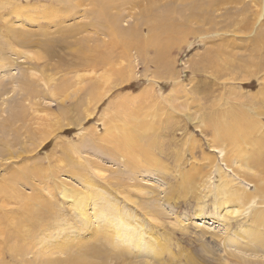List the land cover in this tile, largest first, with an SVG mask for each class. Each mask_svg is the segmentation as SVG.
<instances>
[{
  "label": "rangeland",
  "instance_id": "1",
  "mask_svg": "<svg viewBox=\"0 0 264 264\" xmlns=\"http://www.w3.org/2000/svg\"><path fill=\"white\" fill-rule=\"evenodd\" d=\"M263 158L264 0H0V264H264Z\"/></svg>",
  "mask_w": 264,
  "mask_h": 264
},
{
  "label": "bare ground",
  "instance_id": "2",
  "mask_svg": "<svg viewBox=\"0 0 264 264\" xmlns=\"http://www.w3.org/2000/svg\"><path fill=\"white\" fill-rule=\"evenodd\" d=\"M101 2V1H100ZM102 3V2H101ZM117 30H115V31H110V32H116ZM122 33H123V31H122ZM88 65H91L90 63L88 64ZM237 124H239V121H238V123ZM234 125H236V124H234ZM240 125V124H239ZM238 125V126H239ZM238 128V127H237ZM237 128H235V126H232V127H229V128H227V130L228 131H226L225 132V134L223 135V136H217L218 138H221V137H225V138H227V139H232V138H234L233 136H232V134L237 130ZM120 134V133H119ZM121 135H123V134H121ZM105 137V141H114V145H116V146H113V150H118V151H121V150H128L129 149V147H127L126 145L128 144V143H125V144H121L120 142L121 141H119V142H117L118 141V139H119V137L120 136H117V135H115V134H113L112 132H110L107 136H104ZM235 139H233V141H234ZM131 142H133V141H131ZM137 142V141H136ZM120 143V144H119ZM130 144V143H129ZM120 145H122V146H120ZM255 145V144H254ZM128 148V149H125L126 147ZM131 149V148H130ZM132 150H134V149H132ZM130 151H128V153H129ZM132 152V151H131ZM125 153H127V152H125ZM140 153H142V152H140ZM139 153V154H140ZM138 153H131V154H125V156H126V158L123 156V158H121L122 160L124 159V162H125V164L126 165H129V164H131L134 168L137 166V161H138V155H139ZM129 156V157H128ZM262 157H263V155H261ZM261 156L259 155L258 157H260V159L259 158H257V159H259V160H257V162H259V161H261L262 159H261ZM264 159V158H263ZM122 163V162H121ZM249 163H251V162H249ZM249 163L247 162V164H248V168H251V166L249 167ZM262 163H264V162H262ZM255 164V163H254ZM250 165H252V164H250ZM260 165H262L261 163H260ZM259 165V166H260ZM262 166H264V165H262ZM253 167L255 168L256 166L255 165H253ZM248 168H244V171L245 172H249V171H247V169ZM256 169V168H255ZM263 242V241H262ZM261 245H263L262 243H261Z\"/></svg>",
  "mask_w": 264,
  "mask_h": 264
}]
</instances>
